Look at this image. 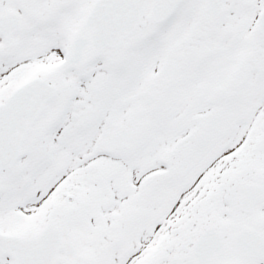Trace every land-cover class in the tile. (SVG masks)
Here are the masks:
<instances>
[{"label": "snow or ice", "instance_id": "6c2138e0", "mask_svg": "<svg viewBox=\"0 0 264 264\" xmlns=\"http://www.w3.org/2000/svg\"><path fill=\"white\" fill-rule=\"evenodd\" d=\"M0 264H264V0H0Z\"/></svg>", "mask_w": 264, "mask_h": 264}]
</instances>
